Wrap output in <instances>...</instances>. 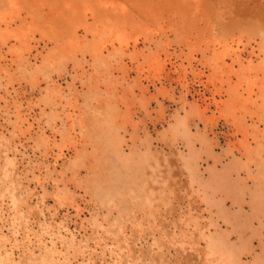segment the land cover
<instances>
[{
	"label": "rangeland",
	"instance_id": "rangeland-1",
	"mask_svg": "<svg viewBox=\"0 0 264 264\" xmlns=\"http://www.w3.org/2000/svg\"><path fill=\"white\" fill-rule=\"evenodd\" d=\"M0 264H264V0H0Z\"/></svg>",
	"mask_w": 264,
	"mask_h": 264
}]
</instances>
